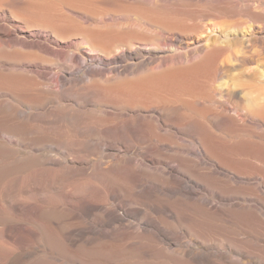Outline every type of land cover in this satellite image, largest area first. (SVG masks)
<instances>
[{
    "label": "bare ground",
    "instance_id": "obj_1",
    "mask_svg": "<svg viewBox=\"0 0 264 264\" xmlns=\"http://www.w3.org/2000/svg\"><path fill=\"white\" fill-rule=\"evenodd\" d=\"M258 1L264 7V0ZM183 2L185 10L191 5L193 11H208L223 19L242 13L246 20L241 22V30L249 28L264 35V8L254 4L242 8L231 0H0V93H19L13 96L21 104L14 107L0 101V136L19 140L22 134L13 131L32 128L31 120L41 118L39 111L77 125L92 118L93 106L102 108L94 143L95 153L101 155L98 162L82 156L78 140L63 143L64 158H32L56 171L60 180L63 175L74 174L86 176L90 183L98 175L128 179L136 200L121 198L109 189L105 200L117 198L116 207H110L108 201L96 207L90 204L84 214L102 211L114 225L161 233L169 229L168 224L146 218L148 212L143 208L154 200L161 201L155 206L156 213L165 220L177 221L180 205L232 224L236 215L243 213L258 223L257 234L246 235L264 248V131H254L264 128V70L245 73L250 79L257 73L259 89L255 96L233 91L245 101L244 107L225 104L220 113L213 114L208 106L214 96L207 86V74L221 50L219 39L204 45L191 55L193 59L164 48L156 54L147 51L157 36L178 50L192 38L184 34L191 29L199 38L192 45L201 44L202 36L211 38V29L230 21H211L214 28L210 20V26H191L185 10L176 6ZM148 27L161 33L151 38ZM142 68L145 70L137 73ZM52 73L54 77L49 78ZM24 93L34 94V98L22 97ZM207 118L214 123L226 118L236 129L246 127L248 136L233 143L261 154L255 161L226 155L223 136L212 131ZM89 120L88 124L95 125V120ZM41 139L36 147L57 142L46 136ZM5 147L9 153L16 152L9 145ZM78 197L72 194V199ZM29 205L38 210L46 208L38 203ZM139 216L145 218L137 225L129 222ZM80 234L79 228L71 230L73 245L80 242ZM10 236L4 237L9 241ZM228 247L226 243L200 245L198 254L189 250L186 254H191L192 260L200 255L207 261L213 257L227 260L224 250ZM252 264H264V260Z\"/></svg>",
    "mask_w": 264,
    "mask_h": 264
},
{
    "label": "rangeland",
    "instance_id": "obj_2",
    "mask_svg": "<svg viewBox=\"0 0 264 264\" xmlns=\"http://www.w3.org/2000/svg\"><path fill=\"white\" fill-rule=\"evenodd\" d=\"M246 1L231 0V4L236 3L242 8L253 4L255 8L262 7L258 0ZM183 5L186 3L183 2L176 6L185 10ZM188 7L190 9L185 10V18L191 26L211 25L213 27L212 22L214 21H230L228 24L213 27L214 29L209 31V33L214 31L211 38L206 40V35L202 36L204 41L197 45L191 43L199 40L193 33V29L188 30L189 32L185 31L184 34L192 35V38L186 39L185 42L188 44L184 42L178 50L170 41L159 36L155 37L156 34L161 33L159 29L148 27L150 37L155 38L151 39L147 51H155L156 54L164 48L168 53L185 55L193 59L191 55L204 49V45L211 44L214 39H219L218 46H221V50L207 74L209 82L207 86L214 96V100L208 106L212 107L213 114L220 113L222 105L225 104L232 107L240 104L244 107L245 101L236 96L233 91H239L241 96L246 93H251L253 96L257 94L259 89L257 73L252 74L253 79L245 73L251 71L253 73V70L261 68L264 70V35L258 31L253 34L249 28L241 30V22L246 20V17L241 15L242 13L230 19H223L208 11L199 12L197 9L193 11L194 7L191 5ZM163 44H167L168 47H163ZM144 70L142 68L137 73ZM55 73L50 74L49 78H53ZM13 94L1 92L0 101H7L14 107H21L15 97L20 94L15 93V96ZM31 95L24 93L22 97L34 98V94ZM92 110V118L89 119L95 120V125L88 124L87 122H91L87 118L82 120L81 124L77 122V125H73L72 120L46 117L44 115L46 111H39L41 118L35 117L31 120L32 128L13 131L15 135L22 134L19 140L16 138L12 140L7 135L1 134L0 264H252L261 259L264 260V248L259 247L253 239L246 235V233L255 235L258 232L256 219L247 214H237L236 222L232 224L204 212L197 213L189 206L180 205V215L177 221L165 220L156 213L155 206L161 201L154 200L147 208H143L148 212L146 218L155 220L156 223L161 221L168 224L169 229H164L161 233L158 231L139 232L138 227H132L129 230L123 226L114 225L107 221L108 217L102 211L95 210V213L84 214V209L90 204H95L96 207L97 204L108 201L110 207H116L117 198L115 201L113 198L105 200L109 189L116 191L121 198L136 200L137 197L132 193L128 179L124 176L105 179L98 175L90 183L86 176L74 174L68 177L63 175L60 180V177L54 174L56 171L32 158L33 155L41 159L57 156L64 158L61 154L65 150L63 143L74 144L78 140L81 142L82 156L98 162L101 155L95 153L94 143L98 128H100L97 122H100L103 112L102 108H95V106ZM210 120L211 118H207L212 131L224 138L221 143L223 150L228 151L226 155H232L237 159L251 157L255 161L261 154L260 151L255 150L254 152L251 147L233 143V141L248 136L246 127L237 128V130L226 118L216 120V123ZM192 129L201 132L197 127ZM254 131L261 133L264 128H257ZM42 136L55 139L57 142L36 147L37 143L42 141ZM6 145L14 148L16 152L9 153ZM107 166L108 164L105 165ZM69 186L71 189L68 188ZM72 194H78L79 197L72 199ZM127 200H125L126 205H128ZM35 203L40 206L45 205L46 208L38 210L29 205ZM119 213L122 211L119 210ZM142 218L145 217L132 218L129 222L137 225V221ZM76 228L81 229L80 242L73 245L70 242V232ZM8 233L11 234L9 241L4 237ZM159 234H162L164 239L172 241L164 240ZM221 243L228 244L229 247L224 252L231 260L213 257L207 261L202 260L201 255L192 260L191 254H186V250L191 251L192 254H198L202 251L199 248L200 245ZM189 245L192 246L189 247Z\"/></svg>",
    "mask_w": 264,
    "mask_h": 264
}]
</instances>
